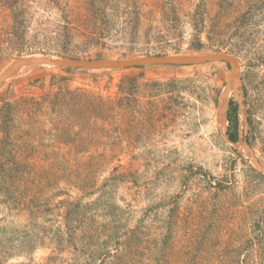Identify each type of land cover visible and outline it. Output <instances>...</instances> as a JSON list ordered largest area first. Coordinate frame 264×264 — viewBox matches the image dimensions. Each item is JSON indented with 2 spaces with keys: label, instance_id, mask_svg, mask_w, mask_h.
<instances>
[{
  "label": "rangeland",
  "instance_id": "1",
  "mask_svg": "<svg viewBox=\"0 0 264 264\" xmlns=\"http://www.w3.org/2000/svg\"><path fill=\"white\" fill-rule=\"evenodd\" d=\"M68 24L107 31L61 45ZM215 52L240 67L224 123L225 63L32 66L5 82L0 264H264V174L237 147L264 167V0H0V73L30 55ZM64 91L95 96L93 110L57 121L26 102Z\"/></svg>",
  "mask_w": 264,
  "mask_h": 264
},
{
  "label": "water",
  "instance_id": "2",
  "mask_svg": "<svg viewBox=\"0 0 264 264\" xmlns=\"http://www.w3.org/2000/svg\"><path fill=\"white\" fill-rule=\"evenodd\" d=\"M212 63H225L231 66L232 70L227 78L226 90L229 88L228 80L230 76L234 75L237 81L235 88L236 97L238 99L239 105L241 106L242 92L239 63L235 57L224 52H215L211 54H185L165 56L148 55L124 60L82 59L73 57H58L52 55L22 56L12 61L9 66L2 73H0V88L5 84V82L16 76L23 69L32 66H46L59 69L101 71L153 66H197ZM225 96L226 91L223 97L221 98V104L223 103ZM240 112L242 111L240 110ZM223 119L224 120L222 122L224 123V121L226 120V114ZM224 135L226 136L227 141L230 142L227 137L226 128L224 129ZM237 147L245 149L255 168L259 170L262 174H264L263 165L257 160L253 150L247 145V143L240 140Z\"/></svg>",
  "mask_w": 264,
  "mask_h": 264
},
{
  "label": "trees",
  "instance_id": "3",
  "mask_svg": "<svg viewBox=\"0 0 264 264\" xmlns=\"http://www.w3.org/2000/svg\"><path fill=\"white\" fill-rule=\"evenodd\" d=\"M198 27H199L198 24L195 25V29H197V32H200L198 31L199 29ZM20 29L21 27L18 26L16 32L17 36H20L19 34ZM106 29H101V30L95 29L94 32H90V30L79 32L78 29H74L70 26V24H68L67 26L62 27L60 31L56 33L55 40L56 41L58 40L61 43V45L72 44L74 40H78V39H82L83 41L86 42L93 41L96 39L97 36H100L101 34L105 33L107 31ZM94 97L89 96L83 92L64 91V92H51L46 94L44 98L41 100H36L35 98H32L26 100V102H30L32 109H34V111L36 109L37 113L38 112L44 113L48 117L54 116L57 121L61 118H65L67 120L66 118L67 116L68 120L73 121V119H77L76 114H78L83 110L87 111L88 107H90V111L93 110L92 101L93 99H95ZM97 106L103 110L105 108V105H97ZM10 108L12 109L13 106H10ZM94 110H96V108H94ZM32 113L33 111H31V114ZM228 119L232 125L231 130H229L228 133L229 138L231 141L236 142L237 141L236 132L238 130V112L236 108L233 109V114H230ZM49 123L53 126V129L55 131L59 130V127L54 126L52 121H49ZM60 132L62 133V135L72 133L71 129L66 130L63 128L62 131ZM19 138L23 139L21 136H19Z\"/></svg>",
  "mask_w": 264,
  "mask_h": 264
},
{
  "label": "bare ground",
  "instance_id": "4",
  "mask_svg": "<svg viewBox=\"0 0 264 264\" xmlns=\"http://www.w3.org/2000/svg\"><path fill=\"white\" fill-rule=\"evenodd\" d=\"M228 82H229V88L226 90V96H225V99H224V101H223V103L221 104V107H223L224 108V110H223V118L225 117V114H226V107H227V102H228V96L229 95H232V94H236V77L234 76V75H231L230 76V78H229V80H228ZM224 120V119H223ZM224 129H225V127H224ZM224 129H223V131H224ZM241 149H243V148H241ZM243 150H245V149H243ZM246 151V150H245Z\"/></svg>",
  "mask_w": 264,
  "mask_h": 264
}]
</instances>
